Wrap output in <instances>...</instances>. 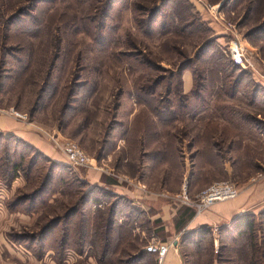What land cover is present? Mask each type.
I'll list each match as a JSON object with an SVG mask.
<instances>
[{"label": "rangeland", "instance_id": "rangeland-1", "mask_svg": "<svg viewBox=\"0 0 264 264\" xmlns=\"http://www.w3.org/2000/svg\"><path fill=\"white\" fill-rule=\"evenodd\" d=\"M206 1L217 5L220 14L201 13L190 0H170L165 17L148 35L145 23L136 21L137 16L142 18L138 5L144 7L146 20L145 8L162 0H0V116L6 112L4 116L11 117L8 113L15 109L51 135L77 141L92 158L88 165L69 164L53 139L25 124L57 153L51 149L54 153L45 155L28 143L36 151L34 167L28 169L35 151L23 143L14 145L15 159L25 158L26 173L13 184L5 181L4 169L0 175V264H123L121 259L144 249L152 237L146 229L140 240L135 223L115 229L113 252L102 255L111 202L123 201L117 190L131 183L130 177H139L150 190L151 181L157 179L174 187L168 198L180 205L177 197L184 185L197 193L215 182L238 185L264 172V77L260 76H264V0ZM234 39L245 47L257 73L231 58L228 51ZM173 72L181 74L180 79L171 76ZM160 77H169L175 87L181 80V92L190 97H179L180 90L175 89L179 94L171 97L174 105L160 115L174 114V140L163 137L155 143L139 134L127 144L122 142L134 114L143 132V121L158 119L141 103L168 100L161 82L149 95ZM237 77L241 83L236 92ZM202 82L208 87L193 92ZM187 100L185 112H189L184 113L176 105ZM159 149L161 157H156ZM49 174L54 178L48 190L30 200ZM109 186L110 193L105 191ZM91 190L94 196H108L102 207L82 202ZM25 195L30 199L13 205ZM75 205L78 212L69 225L60 222ZM82 222L90 232L83 245ZM257 224L262 252V228ZM68 228L72 239L61 246ZM214 229L208 226L211 235L197 245L183 242L182 230L179 240L186 264H248L249 238L234 242L231 222ZM123 234H129L127 247L132 252L123 251ZM156 262L146 254L135 264Z\"/></svg>", "mask_w": 264, "mask_h": 264}, {"label": "crops", "instance_id": "crops-1", "mask_svg": "<svg viewBox=\"0 0 264 264\" xmlns=\"http://www.w3.org/2000/svg\"><path fill=\"white\" fill-rule=\"evenodd\" d=\"M138 109L139 108L136 110L138 111ZM2 115L0 116V132H4L6 135H16L27 143H32L39 151L46 153L45 155L48 153H54L51 149L56 152V148L49 142L38 138V134L24 128V122L17 120L12 116L8 117L4 116V114ZM136 117L137 114H134L128 126V132L124 137L120 138L122 142L124 141L127 144L132 136L139 138V134L144 139L146 138V141L150 136L155 143L160 142L159 140L163 137L172 138L170 141L174 140L173 127L171 133H168L166 132L167 130L164 131L158 129V119L150 120L151 124L154 123L155 130L143 132L138 127V120ZM140 127L143 129L142 124ZM161 153L162 151L159 149L155 156L161 157ZM171 157H173V155H171ZM157 181L158 182L151 181L150 187H152V190H150L148 183L139 177H130L129 182L131 183L128 182L129 184L120 186V189L117 190V192L119 191L118 193H121V196H125L129 200L131 206L138 211V215L137 217L135 216L136 214L134 215L132 223L137 224L135 233L141 237L140 240L147 235V230H149L150 234H152L151 239L157 238L159 240L163 239V242H172L162 264H186L185 253L182 251V244L179 240V235L182 234V230L187 233L189 231H197L206 226L213 227L214 229V227L219 224L232 222L241 214L248 212L259 213L264 210V178L255 182L251 179L246 183L236 184L240 190V195L237 198L215 203L201 213H196L191 207L182 203L179 205L176 204V202H173V199H169L168 197L175 192V188L169 187L166 183H160L159 179H157ZM140 184L148 186V192L147 190L142 189ZM113 191L116 190L113 189ZM192 191L193 190H191L192 194L195 193V191ZM119 224L124 226L130 225L128 224V218L126 216L120 217ZM178 230H180V233H178ZM133 252L134 254L145 253L149 256L155 257L153 253H148L142 248L139 252ZM155 259L157 261L156 263L159 264L156 257Z\"/></svg>", "mask_w": 264, "mask_h": 264}, {"label": "trees", "instance_id": "trees-1", "mask_svg": "<svg viewBox=\"0 0 264 264\" xmlns=\"http://www.w3.org/2000/svg\"><path fill=\"white\" fill-rule=\"evenodd\" d=\"M169 1L170 0H162L161 4H156L152 7L145 8V11L147 12L146 14H144V15H147L146 20H143L144 16L142 14L144 7L141 6L140 4L138 5L142 18H140V20H139L140 16H137L136 21H138L140 23V25H142L143 22L145 23L146 26H144V30L146 31V33L148 35L151 34L153 31H156L157 23L159 21H161V18L165 17L167 10L169 8V6H168ZM113 3L114 2H112L110 4L111 6L109 7L108 10L111 9ZM104 12H106V11H104ZM105 16H107V14ZM164 24H166V23H164ZM188 25L189 24H187V26ZM203 50L206 51L205 48H203ZM127 59H129V58H127ZM147 63L149 64V62H147ZM189 63L184 64V66H182L181 74L185 69L189 68V66H190ZM244 73H242V74L244 75ZM181 74H178V73L176 74V72L170 73V75L173 77L176 75H178V77L179 76L181 77ZM199 76L204 78V81H207L206 80L207 78L205 75L199 74ZM180 77H179V79H180ZM237 78L234 82V87H236V89H235L236 92L239 90L238 87L240 86V83H241L240 82L241 77H239L238 79ZM168 79H169V77H166V78L160 77L158 80L156 79L157 80L155 82L156 87L151 88V89H153V91H151V94H149V95H153L154 92H156L157 86L160 85L161 83H164L163 85H166L165 86L166 92L168 93V96H169L168 100L159 98L160 100L158 99L155 103H149V102H146L144 100L141 104L146 108L147 111H150L151 114L155 115L158 118L157 123H158V129L159 130H161V129L164 131L167 130L166 132L171 133V129L173 127V119H175L174 114L171 115L170 118L169 117L161 118L160 115L163 113H167L169 111L168 109L170 108L171 103H172V105H174L173 103L175 101V98L171 99V97H173L175 95L178 96L179 93L175 89H179V90L181 89L182 90V88H181L182 82L180 80V83H179L180 87H175V85L171 81H168ZM202 87H204V89H206L208 86L205 82L197 83L196 89L194 88L195 90H193V92L200 93L199 88L202 89ZM181 90H180L179 97L181 95V98L187 97L188 99H190L189 95H186L183 91L181 92ZM189 105L190 104L187 100L185 105L183 103H180V104L177 103L176 107H182L183 112L187 113L189 111L185 112V110L188 109ZM149 119L153 120L154 118L152 117ZM150 120H148L147 124H145L144 121L142 123V126L145 127V131H147V132H150L151 130H155V125H154V123L151 124ZM148 128H151V129H148ZM209 138H211V137H209ZM13 142H15V143L13 144V148H12ZM18 143H20V144L23 143V144H26L27 146L30 147V145H28V143L26 141H24L23 139H21L19 137H16L15 135L7 136V135H4L3 133L0 134V175H2V171L4 169V177H7L6 178L7 180H5V181L6 182L9 181V183H11V184H13L20 177V174L25 172V167H24L25 158L21 156L20 158L15 159V156L17 155V148L14 145L18 144ZM31 149H33V152L35 151V149L33 147ZM34 154H36V151L33 153V156H31V158L28 160V162H29V165L27 166L28 169H32L34 167V164L36 161L34 158ZM18 160H20V161H18ZM53 178H54L53 175H50V174L47 175L45 178V181L41 185L40 189L37 192L32 194L31 199H30L29 195L28 196L25 195L21 198H18L17 202L13 205H18L23 200H27V199L35 201L39 195L45 193L48 190V187L52 183ZM105 191L106 192L108 191L110 193L111 188L105 187ZM91 195H92V190L85 193L84 196L82 197V202L86 203L90 208H93L95 205L103 203L104 199L108 197V196L107 197L104 196V194H101L99 196H94V194L92 196ZM121 198L123 199V201L119 202L118 200H116L117 202H111L112 203L110 206L111 210H109V215L107 217V224H105L103 227L105 230L104 234H106V239H105L104 244L101 248L103 257H107V256L111 255V253L113 252L114 246H113V241L111 239V235H112V233H114L113 231L115 229L117 230L118 228H120V230H121V229H123V227H127V226L119 224V219H120L121 215L125 214L127 216L128 224L132 223V219H133L135 214H136L135 215L136 217L138 215V211L133 206H131L129 200L125 196H121ZM82 202H81V204H82ZM75 206H76V208H74L73 210H70L69 213L67 214L66 218L63 221H60V219H59V221L60 222L65 221L66 225H69L68 224V222L70 221L69 219L78 212V210H77L78 205H75ZM122 211L124 213H121ZM192 213H194V212H192ZM192 213H191V215H192ZM231 223H232L233 230L231 231L232 233H231L230 237L232 238V240L234 242H237V240L245 238V236H247L246 238H249V246L247 248L248 250H247V252L245 251L246 254H250V256L248 258L249 259L248 264H264V248H263V251L261 252L260 251L261 248L258 245L259 242L257 241L258 235H257V230H256V227H258L257 223H259L260 228H262V230H261V232L263 234L262 235V242L264 243V210H262L259 213L248 212V213L241 214V215L237 216ZM56 226H58V224L54 225L52 227L49 226L48 228H46L42 232V235L46 236L49 232L54 230V228H56ZM68 229L65 230V232H64V234L67 235L68 237L65 236L64 238H62L61 246L62 245L68 246V243H70V240L72 239V237L70 235V229L69 230ZM207 230H208V226L202 227L197 231H189V232L185 233V235L182 238V241L183 242L187 241L188 243H191V244L201 243L205 240V238H207L208 236L211 235V231H209V230L207 231ZM88 231H89V228L87 226V223L85 224L84 222H82L80 225L79 232L81 233V237L83 239L86 238L85 241L84 240L81 241L82 245L88 243L87 239H89L88 236L90 233V232L88 233ZM90 236H91V234H90ZM240 236H242V237H240ZM123 237L125 238L124 241H126V244H125L126 246L123 245L126 248L123 251L124 252H126V251L130 252L131 249H128L127 240H126V238L129 237V234L127 236L125 234H123ZM251 241L253 242L252 245L254 247L250 246ZM92 244L93 243H90L89 245L92 246ZM66 248H68V247H66ZM134 249H136V248L133 247V250ZM126 254H129V253H126ZM130 254H131V256L129 258H127L125 260L121 259V263H123V264H135L137 262H140L141 258L146 255L145 253H140L139 256L134 257V256L138 255V253H136L135 255L132 253H130ZM154 255L157 258V255L156 254H154ZM105 263L110 264L108 262H105Z\"/></svg>", "mask_w": 264, "mask_h": 264}, {"label": "built area", "instance_id": "built-area-1", "mask_svg": "<svg viewBox=\"0 0 264 264\" xmlns=\"http://www.w3.org/2000/svg\"><path fill=\"white\" fill-rule=\"evenodd\" d=\"M196 8L202 13L203 11H209L213 15H217L219 13V8L216 5L209 4L206 0H190ZM220 14V13H219ZM229 54L234 62L244 69H248L257 73L258 69L254 68L253 62L250 61L247 51L242 43L238 39H234L233 43L229 48ZM257 71V72H256ZM261 77H264L260 75ZM264 83V81H261ZM2 114H6V112H2ZM9 115L20 119L23 121L28 127H33V129L40 130L51 139L56 146H58L67 162L73 166L76 165H88L91 163L92 158L87 153V151L75 140L73 139H65L61 140L59 136L55 134L51 135L42 127L35 125L34 122L28 120V116L15 110L11 109L8 113ZM264 178V172H259L255 175L252 180L258 181ZM142 189L147 190V186L145 184H140ZM240 195V190L235 183L229 181L215 182L206 188L198 191L195 194H191L186 185L181 189V192L178 194V201L184 205H187L193 208L196 213H201L218 202L233 200ZM103 204L95 205L94 207H102ZM172 243L160 241L157 238H152L149 240L148 244L145 246V251L148 253H153L157 255V260L159 264H162L164 261Z\"/></svg>", "mask_w": 264, "mask_h": 264}]
</instances>
